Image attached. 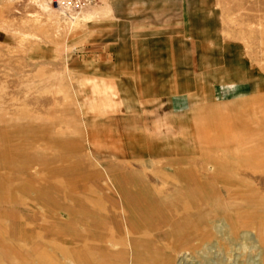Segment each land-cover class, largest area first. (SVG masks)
Listing matches in <instances>:
<instances>
[{
	"label": "rangeland",
	"instance_id": "rangeland-1",
	"mask_svg": "<svg viewBox=\"0 0 264 264\" xmlns=\"http://www.w3.org/2000/svg\"><path fill=\"white\" fill-rule=\"evenodd\" d=\"M0 0V264H264V0Z\"/></svg>",
	"mask_w": 264,
	"mask_h": 264
},
{
	"label": "built area",
	"instance_id": "built-area-1",
	"mask_svg": "<svg viewBox=\"0 0 264 264\" xmlns=\"http://www.w3.org/2000/svg\"><path fill=\"white\" fill-rule=\"evenodd\" d=\"M54 1L57 5H60V4H62V2H65L64 0H54ZM70 1H72V0H70ZM73 1L76 5H78L81 3L89 2L90 0H73Z\"/></svg>",
	"mask_w": 264,
	"mask_h": 264
}]
</instances>
